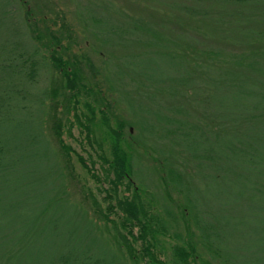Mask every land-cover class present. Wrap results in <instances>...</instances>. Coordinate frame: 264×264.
Masks as SVG:
<instances>
[{
	"label": "trees",
	"instance_id": "obj_1",
	"mask_svg": "<svg viewBox=\"0 0 264 264\" xmlns=\"http://www.w3.org/2000/svg\"><path fill=\"white\" fill-rule=\"evenodd\" d=\"M22 1L14 4L18 7L16 12L6 7L0 11V18H5L0 29L12 27L17 31L18 25L25 31L16 39L14 35L4 36V32H10L4 29L0 40V264H115L111 260L116 259L119 248H111L113 257L108 256L106 250L96 257L91 245L97 242L96 238L87 247H68L71 246L70 236L79 232L83 221L73 217V208L78 215L76 205L60 199L57 186L47 174L41 175L46 168L48 148L41 119L46 97L58 93V88L50 91L45 89L48 85L40 82L48 77L49 66L61 74L64 107L75 108L82 89H91L95 96L99 93L86 80L80 66L84 56L79 59L64 51L65 34L55 28L56 20H52L44 8L28 4L24 7ZM166 1L170 0H160L159 4ZM170 2L172 9L184 11L192 18L200 16L223 29L221 25L235 24L234 16H244L246 6H259L264 0ZM225 10L231 13L223 15ZM64 16L60 18L66 24ZM93 17V25L100 24L101 28L119 22L116 36H109L120 40L125 47L127 44L123 41L129 42L125 38L148 43V46L158 45L163 39L171 41L170 46L175 48L173 55L181 61L183 69L174 80L169 75L161 82L171 80L175 87L166 92L174 100L187 99L189 102L173 105L160 115L154 113L169 126H157L151 121L166 135H172L173 145L181 146L188 152L187 160L195 162L191 179L180 190L185 202H177L188 234V237L183 234L180 225L176 227L174 234L181 242L160 246L161 233H169L171 226L153 211L154 204L143 197V189L135 178L143 179L135 163L134 151L139 144L126 138L127 120L118 116L112 123V117L105 118L108 130H112V150L109 156L103 155L104 176L95 171L83 155L79 156L98 182L107 183L114 189L106 190L110 210L100 209L109 221H113L110 215L114 211L122 213L120 224L115 221V238L126 247L132 260L128 264L142 261L144 264H264V48L250 49L232 60L225 58L224 63L215 58L220 49L199 40L214 35L206 28L189 26L173 37L163 28L171 29L166 24L167 19L117 17L112 12L103 14L98 22ZM242 24L247 33L243 39L247 40L241 44H257V37L264 36V26L255 29L249 20ZM230 41L240 43L234 39ZM200 42L202 47L192 46ZM125 63L113 71L118 87H122L126 79L135 85H138L135 79L147 80L146 74L134 72ZM97 73L94 67V75ZM188 87L190 93L186 90ZM210 87H215L214 90L223 87L227 93L215 98L212 92H207ZM104 101L107 105L104 98L95 97L97 107L88 104L95 118L96 109H104ZM190 104L198 110L194 116L190 113ZM188 116L194 120L189 122ZM68 122L70 126L75 123L71 118ZM63 125L62 119L57 118L52 126L59 136ZM64 146L69 149L66 144ZM163 151L164 158L155 159L156 168L167 184H176L182 179L176 155L172 151ZM199 179H212L222 184L216 207L199 203L201 199L194 190ZM123 185L127 190L133 189V194H121ZM73 222L76 225L70 227ZM195 228L200 232L199 241L193 239ZM91 231H85L83 236ZM231 234H234V242L229 239ZM139 242L141 246L137 247Z\"/></svg>",
	"mask_w": 264,
	"mask_h": 264
},
{
	"label": "rangeland",
	"instance_id": "obj_2",
	"mask_svg": "<svg viewBox=\"0 0 264 264\" xmlns=\"http://www.w3.org/2000/svg\"><path fill=\"white\" fill-rule=\"evenodd\" d=\"M10 1V2H9ZM160 1V0H159ZM157 2L156 0H24L22 4L24 7L30 5V7H42L47 10L52 20H56L54 24L57 30L63 31L65 34L63 40L64 51L68 55H77L80 61V66L83 68V72L86 80L94 85L95 92H98L97 96L93 95L92 91L88 89H82L79 95V102L75 108L64 107L62 101L65 99L63 90H61V74L58 70H55L52 66H49L50 73L45 79H40V82L45 84V89L58 88L57 95L50 94L46 97L45 113L42 115V123L44 133L47 139L46 149V168L41 175L46 174L49 180L53 182L57 188L58 196L60 199L72 202L76 205L78 215L73 208V217L81 218L82 224L80 225L79 232L70 236L69 241L71 247L77 248L78 246L87 247L90 245L93 238L97 239L96 243H91L93 246L92 251L96 257L103 254V251H108V256L113 257L111 248L118 247L117 257L114 261L115 264H128L132 260L127 252L126 247L121 246L116 241V229L120 224L121 212L110 215L113 221H109L102 214V210L109 211V198H107V189L114 190L107 183L102 185L97 179L92 176L88 167L79 158L80 154L83 155L86 160L94 167L95 171L104 176L105 162L104 156L110 155L112 150V130H108V124L105 120L106 117H112L111 122L115 123V120L119 116L128 121L125 129L126 138L130 141L138 142V147L134 151L135 163H137V170H140L142 181L138 176H135L137 182L142 187L143 197L150 200L154 204V210L160 214L162 218L171 226L169 233L160 235V246L168 245L176 242H181L178 235L174 234V230L180 225L183 230V234L188 237L187 231H185V219L181 215L177 202L183 200L185 202L184 194L181 193L183 184H186L188 179H191V175L195 171L194 160H187L188 152L182 150L181 146L173 145L172 135H166V132L160 128H156L159 125L169 123L164 120L158 119L154 115L158 112L160 115L162 112L167 111L168 108L173 105H183L187 102V99L171 98L170 93L167 90L174 89L171 80L168 82H161V79H166L171 76L175 79V75L182 73V63L177 61L175 48L170 46L172 43L167 39H163L158 45L148 46L145 42H136L134 40L123 41L127 46L121 45V41L117 40L113 36L119 29L118 23H109L107 27H100L93 25L91 19L95 16V20L98 22L102 20V15L112 13L117 17L134 16L137 17H152L159 20L167 19L171 28L164 26L166 32L176 36L182 31H185L186 27L196 26L206 28L209 33H213V36L200 37L199 40H203L206 45H213L214 49H220V52L216 55V59L225 63L226 59L238 58L241 54L249 52L250 49H256L257 47L264 48V36L257 37L255 41L257 44H241L242 41L247 39L244 33L245 24L244 21H251L252 27L260 29L264 26V2L259 6H246L243 10L244 16H234L235 24L233 25H221L214 26L209 24L207 20H204L200 16L192 18L184 11H180L177 8L172 9L170 7V1ZM16 3L18 0H0V11L5 7L12 12L17 11ZM15 4V5H14ZM18 5V4H17ZM147 5V6H146ZM96 6V9L95 7ZM150 6V7H148ZM53 10V11H52ZM89 10L90 12L86 13ZM94 13V14H93ZM231 11H222L223 15L230 14ZM63 14V15H62ZM65 14V16H64ZM61 16H64V24ZM94 18V17H93ZM4 17L0 18V23ZM93 20V19H92ZM149 21V20H148ZM166 22V21H165ZM163 25V24H162ZM161 25V26H162ZM0 29V40L3 37V30ZM10 32H4L6 35H14L19 39L22 37V30L17 25V31L10 27L7 29ZM113 34V36H109ZM224 34V35H223ZM236 40L240 43H235L230 40ZM202 41V42H203ZM0 44L2 42L0 41ZM199 44L193 43V47H199ZM201 46V45H200ZM202 47V46H201ZM200 47V48H201ZM68 48V50H66ZM202 49V48H201ZM46 51V50H45ZM129 66L134 72L140 71L142 74H146V79H135L138 85H135L130 79L122 84V87H118L115 80V68L121 67L122 63ZM94 67L97 68L98 73L94 75ZM131 70V71H132ZM143 76V75H142ZM153 80H149V77ZM112 78V79H111ZM117 78V77H116ZM156 78V79H154ZM39 80V77H38ZM115 83H113L114 81ZM149 80V81H148ZM157 80V81H154ZM139 82V83H138ZM254 84V83H253ZM116 85V86H115ZM186 89V88H185ZM210 87L207 92H212L214 97H221L226 95V91L223 87ZM191 92L189 87L186 89ZM101 91L103 94H101ZM210 95V94H209ZM95 97L104 98L107 101V105L104 101V109L98 110L97 117L93 116L88 104L91 103L92 107L95 104ZM194 103V101H192ZM65 104V103H64ZM75 105V102L73 103ZM108 106V107H107ZM77 108V109H76ZM196 108V107H195ZM191 114L197 112V109L191 107ZM70 111V112H69ZM90 114V117L87 115ZM114 115V116H113ZM175 115L180 116L176 113ZM61 118L64 125L61 129V136L57 135L53 129V124L56 119ZM71 118L73 126H70L68 119ZM191 116H188L189 122ZM97 120L96 122L93 121ZM155 122L156 127L151 123ZM198 121V120H197ZM103 122H105L103 124ZM199 122V121H198ZM97 123H101L100 125ZM115 125V124H114ZM169 136V137H168ZM69 147H65L64 145ZM137 145V143H136ZM163 150L172 151L177 158V164L182 179L176 184L166 183L161 177L159 169L156 168V158H164L165 152ZM104 155V156H103ZM190 158V157H188ZM166 175V174H163ZM197 185L194 187L198 194V198L201 199L199 203L204 202L206 205L217 206L220 202L217 194L223 188L220 182L214 180L199 179ZM52 186V185H51ZM125 189V190H124ZM121 194H133V189L127 190L126 186H121ZM115 194V193H113ZM114 201V200H113ZM116 203V201H115ZM101 208V209H100ZM108 209V210H107ZM172 210V212L170 211ZM237 211V210H236ZM171 213V214H169ZM117 221V225L115 223ZM89 222L91 224H87ZM76 225L74 222L70 227ZM93 225V226H92ZM197 229V228H195ZM92 230L91 233L83 236L85 231ZM136 234H138V227L136 228ZM68 234L70 232H67ZM66 233V236H67ZM199 230L196 231V237L193 239L199 241ZM181 238V237H180ZM231 242H234V234L229 235ZM121 247H120V246ZM140 242L137 243V247H140ZM91 248V246H90ZM209 256V253H207ZM129 261V262H128ZM136 264V263H134ZM137 264H144L140 262Z\"/></svg>",
	"mask_w": 264,
	"mask_h": 264
}]
</instances>
